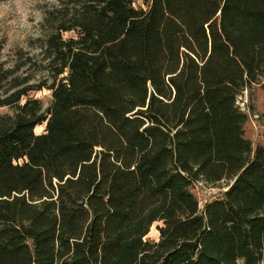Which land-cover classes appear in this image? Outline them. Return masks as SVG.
<instances>
[{"label":"trees","instance_id":"1","mask_svg":"<svg viewBox=\"0 0 264 264\" xmlns=\"http://www.w3.org/2000/svg\"><path fill=\"white\" fill-rule=\"evenodd\" d=\"M64 7L49 84L23 85L0 42V264H264V144L236 103L264 75V0ZM199 179L229 181L201 210Z\"/></svg>","mask_w":264,"mask_h":264},{"label":"rangeland","instance_id":"2","mask_svg":"<svg viewBox=\"0 0 264 264\" xmlns=\"http://www.w3.org/2000/svg\"><path fill=\"white\" fill-rule=\"evenodd\" d=\"M68 2L70 0H0L1 59L6 65L16 69L18 79L28 77L23 85L50 83L51 70L40 47L54 25V19L66 10L64 6ZM148 2L149 0H133V5L145 8ZM61 35L62 40L67 41L75 38L76 31L66 30ZM28 96L38 98L44 108L51 100L50 90L46 85L30 91ZM236 103L246 114L243 136L250 141L252 149L256 145L264 144V75L245 87L237 95ZM11 112L9 107H0V113ZM43 128L44 125L36 126L35 132H42ZM228 183L227 180L212 183L200 179L193 181L189 188L198 200L199 210L206 201L221 197ZM159 224L160 222H154L151 225L146 239H158L156 227Z\"/></svg>","mask_w":264,"mask_h":264}]
</instances>
